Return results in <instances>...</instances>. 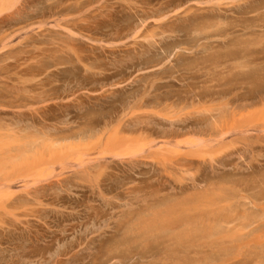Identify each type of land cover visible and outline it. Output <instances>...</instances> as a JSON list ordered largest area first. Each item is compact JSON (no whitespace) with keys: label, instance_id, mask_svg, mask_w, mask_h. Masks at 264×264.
<instances>
[{"label":"rangeland","instance_id":"obj_1","mask_svg":"<svg viewBox=\"0 0 264 264\" xmlns=\"http://www.w3.org/2000/svg\"><path fill=\"white\" fill-rule=\"evenodd\" d=\"M47 1L35 0L31 6L38 19L44 16L48 21L34 36V47L15 39L12 48L27 52L0 61V107L10 108H0V117L17 120L14 113L21 109L22 124L38 133L68 136L62 140L65 144L70 140L77 144L81 137L80 143L89 146L100 135V143L88 150L94 155L91 160L98 161L85 164L84 173L82 167L67 166L62 175L55 174L60 170L56 165L55 179L51 173L47 176L51 180L41 177L42 184L28 182L29 189L26 183H14L17 194L12 190L7 196V190L1 195L0 264H221L225 252L193 255L184 247L197 244V238L228 234L254 238L256 246L252 261L241 246L232 256L248 258L245 264H264V131L254 130L239 142L228 135L226 143L231 140L234 145L229 141L212 151L214 161L206 155L207 163H198L185 175L176 168L166 172L164 166L170 168L174 153L168 163L167 153L165 157L147 153L148 142L146 152L144 147L138 150L144 158L140 153L133 157L134 151L132 157L120 154L128 140L117 148V142L130 134H142L139 142L143 135L156 143L190 139L195 129L206 125L195 124L196 118H204L202 107L224 98L229 113L235 109L244 115L264 105V0H213V5L211 0L206 5H202L206 0ZM61 18L65 20L58 23ZM217 91L224 93L222 99ZM202 92L205 97L199 98ZM208 94L216 99H206ZM124 116L128 119L122 123ZM134 137L131 142H136ZM106 141L112 151L117 144L116 155L106 153V147L105 153L100 151L109 145ZM138 145L135 151L141 148ZM205 177L210 181H202ZM237 191L262 195L263 205H248L252 210L247 218L256 219L250 226L241 215L232 221L235 225L230 222L234 227L224 223L231 214H242L228 197ZM211 203L214 209L209 210ZM146 220L173 223L178 238L175 255L157 252L162 248L159 242L151 250L128 245L130 229ZM243 228L248 232L241 233Z\"/></svg>","mask_w":264,"mask_h":264},{"label":"bare ground","instance_id":"obj_2","mask_svg":"<svg viewBox=\"0 0 264 264\" xmlns=\"http://www.w3.org/2000/svg\"><path fill=\"white\" fill-rule=\"evenodd\" d=\"M34 1L35 0H0V61L1 62L4 61V63H5V61H7V60L9 61L10 59H16L18 56H20V54L27 52V48L24 49V50H17V49H13L12 48L13 41L15 39L18 42H19V39H20V41L22 39L25 40L27 47L31 49V48L34 47V44H36L34 42V36L36 34L37 35L40 34V32L39 33H37V32L39 30H41L43 27L47 26L48 21L44 18V16H42V18L38 19V17L33 14V10L31 8V6L34 3ZM211 1H212V5H213V0H211ZM211 1L206 0V2L204 1V3L202 5H206L207 3L211 4ZM233 1H236V0H233ZM49 3H50V1H49ZM200 3H202V1ZM215 3L217 5V1L214 2V4ZM78 4H80L79 1H78ZM128 5H129V3H128ZM88 9H90V7H88ZM88 9H87V11H88ZM50 11H51V8H50ZM82 12L85 14V12L83 10H82ZM80 14L82 15L81 12H80ZM48 16H50V15H48ZM62 17H64V16H62ZM66 17L67 16H65V18ZM68 17L72 18L70 16H68ZM73 18H75V17H73ZM59 19H58V23H59V21L65 20L64 18H61L62 20H59ZM66 21H67V19H66ZM51 25H52L53 28L57 27V25H58V27L60 26V24L55 25V23L54 24L51 23ZM51 25H48V26L50 27ZM35 26H37V28H35ZM64 27L68 31V28L66 26H64ZM64 27L61 25V27H59V28H63V30H64ZM81 29H84V28L81 26ZM66 30H64V31H66ZM79 33L83 34V31L82 32L80 31ZM69 34H70V32H69ZM76 34H78V33H75V34L73 33V35L80 37V35H76ZM71 36H72V33H71ZM70 48H71V46H70ZM71 50H73V47H72ZM77 57H79V56H77ZM31 61H32V59H31ZM203 89L205 90L204 86H203ZM211 89H212V87H211ZM228 90H229V88H228ZM202 93L199 95V98L205 97V93H203V95H202ZM215 93L219 94V98H221V99L224 96V93H221L220 91H217ZM212 94L206 95L207 96L206 99H208L210 101H213L214 99H216V97H213ZM48 102L49 101H47L46 103H48ZM50 102H54V101H51V99H50ZM227 103L229 104V102L226 101V98H224L223 101L217 102L215 104L214 103L213 104L209 103V106L205 104V106L202 107L203 108V113H204V118L201 119V121H197L199 119L196 118L195 124L199 125V124L206 123V125L204 127L200 126L199 128L195 129V130H197V131H195V135L198 134L197 136H195L193 134V136H195V137L192 136L190 139H187V140L184 139L183 141L179 140V139L178 140L175 139L174 142H177L176 144L174 143L175 145L172 144L173 141L170 142L171 138L167 139L164 142L161 141L162 143L159 142L160 144L156 143L155 142L156 140L155 139L153 140V138L150 137V136L149 137L152 140L150 139V140L146 141L145 140L147 138L146 135H145L146 138L143 135L142 138H141V140L142 139L143 140L142 141L140 140V142H139V140H137V139H139L141 137V135H142V134L139 133V135H137L135 137L133 136L134 140L136 141V142L132 141L133 144L131 142L133 137L130 134L129 135L130 138L128 137V135H127V137L126 136L123 137L122 139H124V140H121V143L117 142L118 145L113 142L115 144V146H114V145H112V142H111V146H114L115 147L114 149H116V145H117V148L118 147L120 148V146H121L120 144H122L123 141L128 140L126 145L123 143L125 146L122 144V149L120 148V154L122 153V156H123V154H126L127 156L128 155L130 156L131 153L134 151L133 152L134 154L133 153L132 154H133V157H135V153H137L136 156L139 155L138 153H140V152H138V150L142 151L144 149L143 152L146 150L145 147H144V145H145L144 143L148 142V144H146V146L148 145L146 147V148H148L146 150L147 153L149 152L148 154H153V156L157 157L158 154L156 155L155 153H159L160 156L162 154H164V157H165V154L167 153L169 155L167 157L169 158L171 156V154L174 153V155L172 154V156H171V162L170 163H169L170 158H169V160L166 158L168 160V163L170 164L169 165V167H170L169 169H167L166 165L164 166L166 172H170L171 170H173V172H174V169L176 168L179 172H183V173L185 172L183 174V175H185L186 173H189V172H186V171H188L191 167H193L195 165H198V163L199 164L200 163L201 164L207 163V160L205 159V158H207V156H208V158L211 161H214V159H212V151L213 152L214 151L217 152L220 148H222L221 146H223V148H224L225 145L226 146L230 145L229 141L232 142L231 145H234L233 141H231V140H229L227 142L229 144L226 143V137L228 135H233L234 138H232V139H234V140H238L240 138L241 139H243V138L247 139V138H249V136H251V134H252V132H254V130L255 131L261 130V132L264 131V128H263L264 127V105L262 107L258 106L257 107V109L259 108L258 111H257L256 108L253 109L256 112H254L252 110V113H251V109H249V112L247 111L248 115H247V112L246 113L243 112V113H245L243 115L242 112L238 113V112L235 111V109H234V111L229 113L228 112L229 108H227L228 107ZM44 105H42V106H44ZM0 106H3V105L0 104ZM40 106L41 105H39L38 107H40ZM31 107L33 109L35 108L34 105L31 106ZM0 108H3L2 110H4V108H6L7 110L10 109L8 107H0ZM28 108H29V106H28ZM28 108H26V109H28ZM36 108H37V105H36ZM193 108L194 107H192V109ZM196 108H197V106H196ZM196 108L194 109L195 112H197V114H201V109H199V111H196V110H198ZM11 109H13V108H11ZM17 110H19V109H16V111ZM30 110H32V109H30ZM20 111H21V109L19 110V112L14 113V117L18 118L17 120H14V118H13V119H11V121H4V119L0 117V197H1V195L4 194L5 191L8 190L10 192V189H11V192L10 193L7 192V196H8V194H11L12 190H14V189H12V186L14 185V183H26V186L24 184V187L26 188L28 185H32L30 183L27 184L28 182H33V183H35V186H36V184L37 183L40 184L43 181V179L46 180V181L47 180H51L52 178L55 179L54 177H56V176L53 173H55V170H56L55 167H57V166H59L60 170H57L58 172L56 171L55 174L60 173L61 169H62V171L65 170V167H67V166H68V168H69V166H73V168H75V169L77 167L78 168L80 167L79 169H81V167L83 168V166H85V164L88 165V162L91 164L92 161H98L97 158H96V160H95V158H94V160H91L94 155L90 154V152H88V150L94 149V146L98 145V143H100V135H97V139L99 137L98 140L96 139L97 141L94 140L95 142H97V144L94 143V141H93L88 146L89 142L87 143L86 139H85V142L87 144L86 143H82V142L80 143L81 137L79 138L80 141L78 140L77 144L75 142H73L72 144L69 143V142H72V140L68 141V144H65L64 142L62 143V140H65L68 136H66V137L65 136H58L56 134L52 135V134H50L48 132H40V133H38V132L34 131L33 129L31 130L30 126L28 127V126L22 124L21 122L24 121L22 119V116H25V114L20 112ZM34 111H36V110L34 109ZM0 112H1V109H0ZM180 114L182 115V113H180ZM39 117H41V116H39ZM253 117L256 118V122L253 121L254 120V119H252ZM123 118H124V120H122ZM123 118L119 119V120H122L121 121L122 123H123V121H125V119L127 117L125 118V116H124ZM247 119H249V121ZM118 122L120 123V121H118ZM121 125L122 124H120V126ZM117 130H119V129H117ZM117 130L115 129L114 133H116ZM79 132H81V131H79ZM117 133H119V132H117ZM120 134H121V132H120ZM127 134H129V133H127ZM124 135H126V134H124ZM138 136H139V138H137ZM94 139H95V137H94ZM90 141H91V139H90ZM117 141H120V140H117ZM143 141H145V142H143ZM244 141H247V140H244ZM65 142H67V141H65ZM129 142H131V143H129ZM238 142H239V140H238ZM107 143H109V145ZM93 144H94V146H93ZM106 144H107V146L101 147L100 151H102L103 148L106 147L104 149L107 150V152L104 151V150H103V152L104 153L106 152V153L112 155L113 153L115 154V152L119 150L118 149V150H116L114 152V149L112 151L113 147H110V142L106 141ZM128 144H131L133 147L135 146V148H133V150H132L131 149L132 147L131 148L128 147L129 146ZM101 145H102V143H101ZM137 145L139 147L141 146V148L137 149V151H135ZM171 146L174 147V148H177V151H175L174 148H170ZM127 147L129 148V150H128ZM142 147H144V148L142 149ZM108 149H110L109 152H108ZM125 149H127V150L125 151ZM169 149H170V152H169ZM216 149H218V150H216ZM171 150H174V152H172ZM124 151L126 153H124ZM129 152H130V154H129ZM98 153H99V155L102 154L99 151H98ZM89 154H90V156L91 155L92 156L89 157ZM140 154H142V153H140ZM143 154H142V157L140 155L141 158L145 157V156L143 157ZM118 156L119 155H117V157ZM95 157H98V154H96ZM131 157H132V155H131ZM161 157H163V155ZM160 163H162V162H160ZM227 164L230 165V166L233 165L231 163V161H228ZM162 165H163V163H162ZM74 166H76V167H74ZM90 168H91V166H90ZM57 169H58V167H57ZM73 171H74V169H73ZM84 172H86V171L83 168V172H81V173H84ZM171 172H170V174H171ZM51 173H52V176L50 177L51 179H49L47 176L48 175L50 176ZM76 173H77V171H76ZM53 175H54V177H53ZM41 177L43 179H41ZM39 181H41V182H39ZM202 181L209 182L210 179L205 177V178L202 179ZM30 187L31 186H28L27 188L29 189ZM22 188H23V186L20 187L21 190H22ZM241 190H238V191H241ZM14 191L16 192V190H14ZM15 192H14V194H17V192L16 193ZM24 192H26V191L24 190ZM243 192H238V194H235L233 196V193H236V191H235V192L231 193V195L233 197L228 196L229 200H234L236 209H237V207L238 208L240 207L241 210H242V214H240L239 211H238V213L231 214V218H229L230 217L229 216L228 217L229 219L228 220L226 219L227 221H225L224 223H225V225L229 224V227H231V226L234 227V225L236 223L235 220L238 217V215H241L243 217V219L247 220L246 226H250L251 224L254 223V221L256 219L254 220V219H251V218L250 219L247 218V214L250 212V210H252V209L248 210V205H252L254 207H257L258 205H259L258 207H260L261 203L263 205L262 201L260 203L262 195H260L259 198L255 197V196H251L250 197V196H248L249 192L246 195H244ZM5 195H4L3 198L7 197ZM11 197L13 198V196H11ZM1 199L2 198H0V200ZM225 200H226V203L228 204V202H227L228 199L226 198ZM7 201L9 203L10 199L8 200V198H7ZM7 201L6 200L3 201L4 202V206H5V204H7ZM232 202L233 201H231L229 203V205ZM2 204L3 203L1 201V204H0L1 207H3ZM204 204H206V203H204ZM204 204H202V206H204ZM209 204H210V202H209ZM232 204L230 205V207L231 206L233 207ZM229 205L227 206L228 208H229ZM19 206H21V205H19ZM214 206H215V202H214ZM219 206L221 207V205H219ZM207 207H208V204H206L204 206V208H207ZM209 207H210V208H208L209 210L210 209H214V207L212 206V203H211V206H209ZM220 207H218V208L221 211V209H223L222 207H224V206H222L221 209H220ZM13 209H15L14 206H13ZM7 210H9V208ZM213 211L214 210H212V212ZM213 213H212V215H213ZM218 214H220V213H218V211H217V213H216L217 218H218ZM152 219L153 218L151 217V220ZM157 220H158V218H157ZM245 220H242V222L244 223ZM232 221L233 222L235 221V223H233ZM135 222H137V220H135ZM199 222H202V221H200V218H199ZM213 222L214 221H212L211 224ZM230 222H231V224L233 223L234 225L230 226ZM131 223H133V220H132ZM172 224L173 223L171 221H164V222L154 221V220L153 221H148V220L142 221L140 224L134 225L130 229L129 233L132 235V240L129 241L128 245H131V244L133 245L134 244V245L139 247V244H140L141 248L151 250V249H153L152 245H155L156 242H159V246H162V248L160 250L158 248L157 252H163V253H166V254L175 255L177 253V239L178 238H177V233L172 232V228H174V227L171 228ZM254 225H257V224H254ZM192 227H193V225H192ZM203 227H205V229H206V227H211V226L210 225H203ZM229 227H227V228H229ZM255 227H257V226H255ZM214 228H215V226H214ZM217 229H218V227H217ZM237 229L236 230L234 229V230L237 231V234L238 233L240 234V230L238 232ZM239 229H241V228H239ZM249 229H247V230H249ZM187 230H188V228H187ZM234 230H233V234H234ZM245 230L246 229L243 228L241 233L244 234V232H248V231H245ZM193 231H195V229ZM253 231H254V229H253ZM213 233H214V231H213ZM228 235H230V234H228ZM228 235H224V237H222V235H220L221 237L214 236V235L213 236L209 235V236L205 237L207 239L197 238L195 240V241L198 242L197 244L195 243L196 245L193 243L192 245L190 244L189 246H185L184 250L188 251L189 253H191L193 255H199V254L207 255L209 253H213L214 251H219V253L222 252L221 254H223L225 252L226 253V258L222 259L221 264H245V261L248 258L245 259L242 256L239 257V258H237V256L236 257L232 256L233 255V250L236 247L241 246V247L246 248L245 253H248V255L255 254L256 253V251H255L256 243L254 244L255 247H253V243L254 242L253 243L251 242V241H254V240H252L254 238H252L250 240H247L246 239L247 237H245V235H241L239 237H235L234 235L233 236H228ZM195 237H196V234H195ZM185 238H187V236ZM248 257L251 258V261L254 258L252 255L248 256Z\"/></svg>","mask_w":264,"mask_h":264}]
</instances>
